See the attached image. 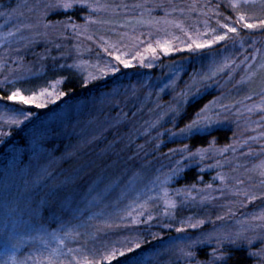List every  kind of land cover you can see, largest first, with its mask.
Returning <instances> with one entry per match:
<instances>
[{
	"label": "rangeland",
	"instance_id": "374dc122",
	"mask_svg": "<svg viewBox=\"0 0 264 264\" xmlns=\"http://www.w3.org/2000/svg\"><path fill=\"white\" fill-rule=\"evenodd\" d=\"M143 1L145 0H7L0 2V13H5L6 10L10 13L0 15V34L9 31L14 33L11 40H5L4 43L0 44V57L6 61L5 64L0 65V80L4 81L7 78L8 81H11L13 75H23L25 69H30L35 75L40 74L46 63H50L51 66L55 65L57 68H73L83 80L89 73L93 76L96 75L94 68L91 66L97 63L101 67L106 64H115L120 68L118 73L138 74L139 71H143L142 76H140L142 77L140 80L142 84L134 85L132 83L118 90L103 93L96 98L97 104H92L94 99H91L89 103L88 101L72 102L69 105L67 104L60 112L59 118L61 120H65L63 117L66 118L70 131L75 130L80 136L76 146H83L87 144L84 143L85 140L92 141V137L100 138L102 132L126 118L127 112L122 111V106L116 105L119 100L115 96L121 95L130 103L129 107L134 115V118L131 119L132 123H128L130 124L128 127H131L130 130L126 132L124 138L122 137L126 143L122 144L121 147L130 148L131 151L128 153L130 162L133 159L141 161L140 165H133L127 162L125 158L120 162L114 160L108 167L98 169L93 179L81 191L73 189L75 181L72 177L73 183L70 186L72 191L71 193L65 191L64 195L74 200L73 208H78L81 211L78 218H73L72 212L69 211L64 216V220L69 226L82 222V227L78 229L81 235L75 241L68 243L67 248H81L84 250L82 255H88L89 259H93L92 251L103 253L102 245L105 242L118 241L124 237L131 238L139 235L144 241H147V243L142 244V246H145L142 248L145 253L155 250L160 252V255L154 259L149 258V264H189L187 259L179 258V254L175 249L169 246L182 243L180 239L182 237L202 238L210 233H227L235 236V234L240 233L244 239L238 243H244L249 248L251 255L255 257L254 264H264V218H262L264 217V175H261L260 170L256 168L258 164L264 161V155L258 158L257 155L260 151L251 149L250 152L248 147L239 151L244 142L234 141L230 144L214 145L211 151H206L203 160L200 157L196 158L195 161L200 162L202 168L205 169L217 163L213 178L208 183L200 180L198 183L178 186L172 184L175 176L171 178L163 187L168 189V198L175 201L176 206L169 207L167 215H164L165 204L162 193L157 189L155 192L149 191L146 194L153 197V199L148 202V207L142 210L144 214L138 217L142 221L141 223L132 224L130 217L120 219L128 211V200L132 199L131 196L118 199L129 177L133 173L139 172L142 179L136 182L135 187L143 188L153 176L167 173L176 165V161L180 160L181 155H184L179 154L176 158H173L168 152L160 153L157 151L160 145L158 134H161V132L164 134L165 130L159 129L157 134L152 132V127L149 125L157 119L159 112L164 110L162 108L158 109L157 106H167L169 103H157L154 98L157 94L154 91L156 82L152 80V85L151 80H148L152 76L144 70L150 68L140 64L137 53L145 50V43H151L153 47H156L158 40L160 42L169 41L177 51L164 54L157 48L158 55L155 58L152 57L150 52L145 55V64L152 63L154 66L163 55L181 51L192 52L184 48L185 43L191 42L186 33H191L194 36L198 30L204 33L203 39H211V35L205 33V21L208 22L207 27L217 29L215 33L217 35L221 31H226L216 24L215 19H212L215 13L220 14L217 19L222 21L224 17H231L232 21L236 19L233 11V16L224 13L219 8H215V12H209L208 5H217L215 4L217 0H170V7L166 8L165 13L160 15L154 12L150 13L151 9H148V7H135ZM63 3H72L73 7L56 6ZM89 5H106L107 7L95 8L89 7ZM79 8L86 10L82 21L70 17L58 19L51 17L52 12L55 11H70ZM260 12L261 10L257 8L256 12L249 13L260 14ZM166 13L167 16L165 17ZM134 14L137 15L134 16ZM139 18L144 21H152V23H137ZM165 18L173 23L165 24L163 22ZM232 21L226 22L231 23ZM28 24L35 27L31 29L21 28V25ZM45 25H48V27H45ZM17 29H19L18 33ZM241 31L240 39L235 41L229 39L230 44L218 51L207 52L205 49H201L192 53H196L195 70L201 72L208 70L213 61L220 64L225 59L231 60L232 63L223 70L227 72L225 77L229 76V78L231 77L232 68L240 62L244 63L248 73L242 75L241 82L239 81L234 88L226 91L222 96L215 98L217 103L229 106L227 112H220V119L230 115L237 117L241 113L254 116L250 120L252 133L249 136L250 139L247 138L251 144L255 142L252 138L264 137L262 135L264 134V102L261 98L255 101L256 99L254 100L251 94L246 95L245 90L248 85L247 82L250 81L247 80L250 72L264 77V70L256 68L257 57L252 58V54L256 53V56L259 55L264 59V43L262 49L259 46L254 47L252 43L246 47L243 43L244 39L241 36ZM34 32L41 33L40 36L36 37L35 43L27 48L21 47L23 41H19L17 37L29 36ZM122 33H128V36L121 40L120 35ZM232 35L234 34L229 33V36ZM102 37L103 41L101 40ZM129 37L138 38L139 43L135 39H129ZM104 41L109 44L115 42L116 46L109 49V51H116L118 54L124 53L123 58L129 59L132 67L125 68L123 65H119L114 57L109 56L108 52L104 51L101 46ZM250 47L253 51L252 54H246L245 49ZM6 50L9 51L6 52ZM41 56H44V59H40ZM190 56L188 54L184 59L181 58L182 61L176 64L179 69L185 67ZM236 56L242 57L239 62L235 61ZM21 57L22 59H20ZM53 57L55 60H53ZM131 57H136V59L133 60ZM78 61L86 63L81 64L80 67H69ZM262 63H264V60ZM172 68L173 66L168 68L166 75H170ZM165 83H167L166 79L163 84ZM257 83L264 84V81ZM144 87H146L145 92L142 90ZM57 91H61L59 85H57ZM241 96L243 97L241 98ZM238 97L241 99L237 100ZM59 99H56L55 96H45L37 100L36 103L47 105ZM112 99L116 103H112ZM123 102L125 101L123 100ZM255 105H261V107H255ZM113 107H117V112L112 113ZM248 109H251V111ZM69 111H73V116L68 115ZM216 111L220 110L216 109ZM79 113H83L81 117L83 119L78 120L76 118ZM222 115L224 116L222 117ZM92 120H95V122ZM75 125H78V127H75ZM42 133L44 134L45 131L42 130ZM118 140L121 141L122 139ZM226 145L229 147L225 149ZM207 148L202 149L207 150ZM233 148H235V151H233ZM245 149L247 152L244 153ZM210 158L213 160L207 163L206 161ZM57 161L58 157H56V164L54 165L55 170L59 166ZM235 162L238 166L241 165L240 169L228 171L234 167ZM11 164L9 163L8 169H4L0 177V261L13 253L19 258L33 255L41 248L38 241L28 239L23 240L17 249L13 250L12 248L16 238L29 235L27 231L22 230V225L27 223L29 219L26 203L30 200L38 201L43 192L30 195L25 190L23 183L24 173L29 166L27 168V165H24L20 169H16ZM186 164H189L188 161L185 163L182 161L179 167L182 169ZM60 171L62 170H59L58 173ZM221 177H223V180ZM101 179L103 183L96 191L103 189L104 185L110 181H115V183L109 192L103 194L102 201L90 203L92 197L96 195V191H93V189L96 188V184ZM237 181H240V183H237ZM207 185H211V188H207ZM148 187L151 188V185L149 184ZM186 190H191V196L187 199H185ZM249 196L254 197V199H249ZM207 197H211V199ZM54 212L53 207L42 205L39 209V215L47 224L48 231L56 229L59 223V221L53 219ZM92 213H103L104 215L88 220V216ZM133 215H136V210L133 211ZM148 216H152L153 219L149 221ZM217 217H220V219H217ZM184 220H187L189 225L200 220H203L204 223L197 224L196 228L185 227L183 232L178 233L176 229L183 227L181 221ZM108 224L111 227H108ZM165 225H170V227H165ZM91 233H95V236L90 235ZM153 235L157 238L153 239ZM227 243L230 242L224 241L219 245L222 251ZM147 244L150 245L149 248L146 247ZM52 246H55V244L53 243ZM115 246L120 248V244ZM127 246L131 247V243ZM206 246H211L208 247V254L212 248L218 247L215 239L197 245L194 249L196 260L209 259V255L206 259H202L197 255L198 249ZM66 251L67 249H65ZM72 255H77V253L73 252ZM63 258L70 259L67 256ZM95 258L99 257L96 256ZM28 264H31V261ZM191 264H195V261H192Z\"/></svg>",
	"mask_w": 264,
	"mask_h": 264
},
{
	"label": "snow or ice",
	"instance_id": "6c2138e0",
	"mask_svg": "<svg viewBox=\"0 0 264 264\" xmlns=\"http://www.w3.org/2000/svg\"><path fill=\"white\" fill-rule=\"evenodd\" d=\"M255 0H228L226 7H231L232 11L235 14L236 19L232 21L231 17H224V20L217 19L220 15L219 13H215L212 19H215L216 24L226 31H221L220 34H215L217 29L207 27V21H205V33L211 35V39H203L204 33H201L197 30L195 35L191 33H186L189 40L191 42L185 43L184 48L188 49L192 52H197L201 49L209 48L216 42L226 41V40H238L240 39V31L243 29H258L264 31V0H260L262 11L260 14L249 13L248 6L250 4H254ZM57 7L62 6L63 8H71L73 7L72 3H63L62 5L57 4ZM220 5L217 4L215 6L208 5L209 12H215V8H218ZM89 7L95 8H104L106 5H89ZM135 7H143L142 5H135ZM175 10V9H172ZM2 14H10L8 10ZM167 13L165 14V17ZM226 21H232L231 23ZM165 24L173 23L166 18L163 21ZM137 23H152V21H144L142 18L137 20ZM35 27L34 25H21V28L31 29ZM48 27V25H45ZM17 33L19 29L16 30ZM229 33L234 35L229 36ZM14 33L9 31L7 33L0 34V44L4 43L5 40H11L13 38ZM41 33L34 32L29 36H18L17 39L19 41H23L21 47L27 48L30 45L34 44L36 41V37L40 36ZM128 36V33H122L120 35V39H124ZM129 39H135L137 43H139L138 38L129 37ZM103 41V37L101 38ZM255 43V41H253ZM104 48V51L108 52L109 56L114 57L115 61L118 62L119 65H123L125 68L132 67V63H130L129 59L123 58L124 53H117L116 51H109V49L114 48L115 42L109 44L107 41L101 45ZM157 48H159L161 53L167 54L170 52H175L177 49L169 42L164 41L160 42L159 40L156 42V47H153L151 43H145V50L143 52L137 53L139 57L140 64L142 66H146L151 68L152 63L145 64L144 57L149 52L152 54V57L155 58L158 55ZM183 50V49H181ZM9 50H6V52ZM256 53L252 54V58L255 59ZM22 59V57L20 58ZM40 59H44V56H41ZM131 59H136V57H131ZM53 60L55 58L53 57ZM6 61L0 57V65L5 64ZM86 62L78 61L74 65H70L69 67H80L81 64ZM232 63L231 60L225 59L223 63L217 64L215 61L209 65L208 70L201 72L199 70H194L192 74H190V78L188 81H185L184 87L179 91H175V87L177 85V78L180 75L179 66L174 65L171 72L170 77L167 79V83L163 84L162 87L156 88L157 96H159L161 91H166L171 89L174 93L172 96L173 103H169L167 106L158 105V109H164L159 112L157 119L150 123V127L157 126L162 120L167 122L166 117H171L172 125L175 127L178 122V118L186 111V107L190 104H195L196 101L201 98L204 90L211 86V83L215 82V77L218 73L223 72L225 68H227ZM63 67V66H58ZM94 68L96 75H92L89 73L84 77L83 83L87 86L92 80H102L105 77L116 74L120 71V68L115 64H106L103 67L99 65V63L92 65ZM256 68L264 70V63L256 65ZM43 68L41 69V71ZM35 75L31 72L30 69H25L23 75H13L12 81L9 82L7 78L4 79L3 83L11 84L13 86V90L9 92L6 97L3 99L14 102L11 108H16L15 115L10 117L7 121L10 125H21L22 122L28 121L31 117L35 115V113L31 111H27L24 106L35 104L38 108L46 107L43 103H36L37 100L45 97V96H55L56 99L60 97H64L67 93L64 91H57V85L64 80V77H56L55 79L48 80L45 86H42L37 91L35 86L32 88L23 86V81L25 76ZM255 73L250 72L249 76H253ZM17 83H21V87H15L14 85ZM24 93H30L25 95ZM247 99V97H246ZM261 100L264 102V90H262ZM255 107H261V105H255ZM229 106L225 104H220L216 102V98L213 101L203 104L201 107H198L192 118L185 123L182 127L173 131V128H169L165 130V133L171 136L174 139H191L194 136L198 135H208L210 132L215 130V126L220 123V112H227ZM219 109L220 111H216ZM251 111V109H248ZM43 127V126H41ZM0 135L7 137L10 133L4 132L0 133ZM159 135V134H158ZM264 135V134H262ZM92 140L96 139V137H92ZM91 140H85L84 143H90ZM43 133L41 129H34L32 133V161L30 162L28 170L24 173L23 183L25 185V190L31 195L43 192V195L40 196L38 201H29L26 203V207L28 209V222L22 225V230L27 231L29 235L20 236L16 238V242L12 244L13 250L17 249L20 246V243L25 240H34L38 241L41 245V248L33 255H28L23 258L17 257L14 253L10 256L5 257L0 264H28L31 261V264H112L117 258H124L123 264H149V258H155L160 255L158 250L145 253L142 250V244L147 243L144 241L141 236L136 235L131 238L124 237L118 241L105 242L102 247L104 249L103 253H97L95 250L92 251L91 255L94 257L93 259H89L88 255H82L84 252L81 248H67V244L75 241L80 235L79 228L82 227L81 223L71 224L70 226L64 220V216L71 211L73 214V218H78L80 214V209L73 208V199H69L67 195H64L65 191L71 193V185H72V174L64 176L62 173H58L55 170L54 165L56 164V157L52 155V153L47 152L43 147ZM214 147V138L209 141L207 150L205 149H197L195 152L188 151V145L182 146L180 149H170V152L178 151L180 153H186L185 155H181L180 160L176 161V165L173 166L167 173L157 174L153 176L151 179L147 181V184L144 185L143 188L135 187L136 182L139 179H142L141 174L139 172L133 173L131 177H129L126 186L121 190L118 199H125L129 196L132 199L128 200V211L125 212L124 216L120 217V219H124L125 217H130L132 224H139L142 221L138 219V217L142 216L143 209L148 207V202L153 199V197H149L146 194L149 191L155 192L159 189L160 193H162L163 201L165 204L164 215L168 214L169 207H175L176 203L172 199L168 198V189L163 187L171 178L177 176L182 169L179 167L182 161L187 159L188 161H195L197 157H200L203 160L206 151H211ZM229 146L226 145L225 149ZM17 149L13 147V159H15V153ZM223 151V150H220ZM235 151V148H233ZM70 155V154H64ZM43 161V162H42ZM211 167V166H209ZM260 170V174L264 175V161L256 166ZM63 176V178H61ZM163 177V178H162ZM223 180V177H221ZM103 183L101 179L97 184L96 188L93 191H96L100 188V184ZM115 181H110L108 184H105L103 189L96 191V195L92 197L90 203L100 202L104 198L103 194L105 192H109ZM240 183V181H237ZM151 185V188L148 185ZM207 188H211V185H207ZM185 194V193H181ZM191 196V190H186L185 199ZM143 197V199H142ZM159 198V197H158ZM211 199V197H207ZM249 199H254V197L249 196ZM139 201V203H137ZM53 207L55 209L53 219L55 221H59L57 228L51 231H48L47 224L43 221V218L39 215V209L41 206ZM136 210V215H133V211ZM104 215L103 213H92L88 216V220L96 219L98 216ZM264 218V217H262ZM153 219L152 216H148V220L151 221ZM220 219V217H217ZM255 219V217H254ZM105 223H107L105 221ZM183 227H178L176 231L181 233L184 231L185 227L196 228L197 224H203L204 221H197L195 224L189 225L187 220L181 221ZM108 227H111L108 224ZM165 227H170V225H165ZM93 237L95 233H91ZM12 238L11 236L9 237ZM153 239L157 237L153 235ZM182 243L179 245H170L169 247L175 249V251L179 254V258L187 259L189 264L192 261H195V264H227L228 253H225L221 250L219 245H221L224 241H229L230 243L236 244L240 242L244 237L240 233L235 234V236L229 235L227 233H210L206 236L191 238V237H182L180 238ZM213 239L216 240L218 247L212 248L209 255V259L207 260H196V252L194 249L197 245H202L205 242H211ZM140 241V242H136ZM53 243L55 246H52ZM131 243V247L127 245ZM120 244V248H117L115 245ZM65 249L67 251L65 252ZM73 252H76L77 255H72ZM131 254V255H127ZM70 257V259H64L63 257ZM98 256L99 258H95Z\"/></svg>",
	"mask_w": 264,
	"mask_h": 264
},
{
	"label": "trees",
	"instance_id": "16d2710c",
	"mask_svg": "<svg viewBox=\"0 0 264 264\" xmlns=\"http://www.w3.org/2000/svg\"><path fill=\"white\" fill-rule=\"evenodd\" d=\"M3 1L7 0H0V2ZM227 3L228 0H217L215 4L220 5L218 7L219 10L233 16L234 14L231 7H226ZM139 5H142V8H150V13L154 12L157 15H160L165 13L166 8L170 7V0H145L139 3ZM257 8L262 11L260 0H255L254 4H250L248 6V12H256ZM85 13L86 10L83 8L70 11L60 10L52 12L51 17L54 19L70 17L78 21H82ZM136 15L137 14H134V16ZM241 36H243V43L246 47H248L247 45H250L252 43L254 44V47L259 46L260 49H262L264 43V31L258 29H243L241 31ZM253 41H255V43H253ZM229 44V40L221 41L209 48H206L205 51H218ZM252 52L253 51L251 47L245 49L246 54H252ZM188 54L191 55L192 58L190 56L185 67H181L179 69L180 75L177 78V85L175 87V91L179 92L184 87L185 81L189 80L190 74H192L195 70L197 62L195 57L196 53L181 51L173 54L163 55L157 60L152 68H150L149 70H144V72H149V75L152 76L151 79H148L151 80L150 83L152 84V80L156 82V85H154L155 92L156 88L162 87L165 79L167 80L171 78L170 75H166L168 68H171L172 66L181 62V58L184 59V57H186ZM258 56H256L257 60L255 65H257L258 63L261 64L264 60L261 56ZM241 58V56H236L235 61L239 62ZM223 72L224 73H218V75L215 77V82L211 83V86L204 90L201 98H199L195 104H190L186 107V111L178 118V122L176 123L175 127H173L172 125L171 117H166L165 119L167 120V122H164L162 120L160 124L151 128L152 132L158 134L159 129L163 131L169 128H173V131H175L176 129L182 127L192 118L194 111L198 107H201L203 104L212 101L215 97L222 96L223 93L234 88L237 83H239V81L241 82V78L243 77L242 75L248 73L244 67V63L242 62L232 68L230 78L229 76L225 77V74H227L226 71ZM142 74L143 71H139L138 74H128V72L116 73L107 76L102 80H92L87 86H85L83 83V78L79 74H77L73 68H57L55 67V65L51 66L50 63H46L44 65L42 73L25 77L23 86L29 88L35 86L37 90L40 87L45 86L48 80L55 79L56 77H64L65 79L62 80L59 84V89L66 92L67 94L64 97H61L56 102L47 104L44 108H38L35 105L24 106L27 111H31L35 113V115L28 121L22 122V124L19 126L10 125L9 123H7L9 117L11 115H15L17 109H10V106L13 105L14 102L3 99V97H6L9 92L13 90V86L11 84H5L3 83V80H0V133H10V135H8L7 137L0 135V177L4 172V169H8L9 163H12L11 165L16 169H20L24 165H27L28 168L30 162L32 161V133L34 129H41V132L42 130L45 131V133L43 134V147L47 152L52 153L54 157H58L57 162L59 166L56 170L57 172L59 170H62L60 171V173H62L64 176L72 174L73 181H75L73 185V189L75 191H81V189H83L85 185L91 179H93V176L98 169L100 170L105 166L108 167L112 162H114V160H119L120 162L123 158H125L127 162H130V158H128V153L129 151H131L130 148H122L121 145L126 143V141H123V138L126 132L131 128L128 126H130V124L132 123L131 119L134 118V115L132 114V111L129 107L130 103H128L126 99L121 95L115 96L119 100L118 104L116 105L122 106V111L127 112L126 118L102 132L100 138L94 139L90 143L84 144L83 146H76L77 142L80 139L79 134L75 130L70 131V126H68L66 118L63 117V119L65 120H61V118H59V115L61 110L65 108L67 104L69 105L72 102L88 101L89 103L91 99H94L92 104H97L96 98L100 97L103 93L118 90L124 86L131 85L132 83L134 85L142 84V82L140 81L142 79V77H140L142 76ZM219 75H221L222 77ZM247 80L250 81L247 82L248 85L246 86L245 93L246 95L251 94V97L254 100L256 99L255 101H257L259 98H261L262 90H264V84L257 82L264 81V77L260 76V74H257L251 77L248 76ZM14 86L21 87L22 84L17 83ZM142 90L143 92H145L146 87L142 88ZM173 95V91L171 89H168L166 91H161L159 96H157L156 94L154 98L156 99L157 103H173ZM242 97L243 96H241V98ZM241 98L238 97L237 100H240ZM115 100L112 99V103H114ZM123 100L125 102H123ZM113 112H117V107H113L112 113ZM68 115L73 116V111H69ZM224 115H222V117ZM82 116L83 113H79L76 118L79 120ZM238 116L235 117L233 115H230L221 118L220 123L215 126V130L210 132L208 135H198L192 137L191 139H174L166 133L163 134L161 132V134H159L158 136L160 145L157 151L160 153L168 152L172 155L173 158H176L179 154L185 155L186 153H180L178 151L170 152V149H180L182 146L188 145V151L193 152L195 149L208 147L209 141L214 138V145L218 146L230 144L234 141H240L241 143L244 142L243 147H241L239 151H242L244 148L247 149L248 147L249 151L251 149H253L254 151H260L257 156L258 158L262 157L264 155V137L257 136L255 138H252V140L255 142H252L251 144L249 143V136L252 133L250 129V120L253 119L254 116H249L242 113ZM92 121L95 122V120ZM75 127H78V125H75ZM118 139L122 140L120 141ZM13 147L17 149L15 153V159H13ZM246 149L244 150V153L247 152ZM66 153L70 155H64ZM234 158L235 156L232 159L234 160ZM212 160L213 159L210 158L206 162L210 163ZM187 161L188 160H184L183 163ZM140 162L141 161L133 159L131 160L130 164L140 165ZM188 163L189 164H186L182 168V171L173 178L172 184L178 186L189 185L198 183L200 180L208 183L212 180L213 174L217 169V163L212 164L211 167H208L206 169L202 168V164L200 162L188 161ZM240 167L241 165L238 166L235 162L234 167H229L231 168V170H227L232 171V169H240ZM149 246L150 245L147 244L146 247L149 248ZM224 246L225 247L223 252L229 254L227 264H254L255 257L251 255L249 248L244 245V243H227ZM144 247L145 246H142V248ZM208 247L211 246L199 248L197 251L198 257L202 259L208 258ZM126 258L127 257L117 258L112 262V264H123V260ZM104 264H107V262H104Z\"/></svg>",
	"mask_w": 264,
	"mask_h": 264
}]
</instances>
